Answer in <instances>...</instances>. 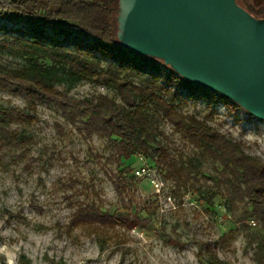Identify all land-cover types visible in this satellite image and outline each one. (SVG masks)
<instances>
[{
	"label": "rangeland",
	"instance_id": "obj_1",
	"mask_svg": "<svg viewBox=\"0 0 264 264\" xmlns=\"http://www.w3.org/2000/svg\"><path fill=\"white\" fill-rule=\"evenodd\" d=\"M264 6V0H249ZM0 19V39H26L41 32L70 47L90 48L100 65H116L88 40L54 27ZM0 62H22L0 51ZM136 83L157 81L179 111L240 142L245 153L264 159V121L245 110L229 111L204 87H186L162 66L132 76ZM69 96H118L100 83L60 87ZM27 95L0 90V107L25 106ZM35 121L10 129L31 136L22 148L0 149V264H256L259 225L246 200H232L229 174L193 146L182 130L156 113L152 134L169 157L158 160L157 145L138 148L127 161H114L115 138L85 135L49 103L36 101ZM140 156L142 159H140ZM145 166L146 173L136 171ZM187 165V167H186ZM152 180L157 182L154 186ZM79 209L148 218L145 227L77 225Z\"/></svg>",
	"mask_w": 264,
	"mask_h": 264
},
{
	"label": "trees",
	"instance_id": "obj_2",
	"mask_svg": "<svg viewBox=\"0 0 264 264\" xmlns=\"http://www.w3.org/2000/svg\"><path fill=\"white\" fill-rule=\"evenodd\" d=\"M237 3L253 16L264 17V6H256L249 0H237ZM118 8V0H0L1 20L34 24V31L55 27L57 31L75 34L88 40L100 54H112L117 63L103 68L90 48L70 47L41 32L23 40L0 39V51L22 60L16 66L0 62V90H19L28 97L25 106L0 107V149L22 148L31 142L30 135L9 126L32 125L36 101H42L56 106L85 135L114 137L113 159L117 163L127 161L138 148L148 145H157L158 160L165 162L169 154L152 134L156 113L182 130L193 146L229 174L227 184L232 200H246L251 204L259 225L253 260L264 264V159L245 153L240 142L212 126L195 118L187 119L179 111L184 101L175 103L177 98H164V87L157 81L140 84L132 80V76L147 68L159 71L162 66L184 86L201 87L184 80L162 60L126 49L118 33ZM80 82L112 88L119 100L103 93L92 98H75L60 88H70ZM205 91L215 102H224L229 111L241 109L218 92L206 88ZM148 223V218L109 214L99 209H79L70 222L72 226L120 225L127 230L145 227ZM210 263L221 264L215 257Z\"/></svg>",
	"mask_w": 264,
	"mask_h": 264
},
{
	"label": "water",
	"instance_id": "obj_3",
	"mask_svg": "<svg viewBox=\"0 0 264 264\" xmlns=\"http://www.w3.org/2000/svg\"><path fill=\"white\" fill-rule=\"evenodd\" d=\"M123 46L264 121V17L237 0H118Z\"/></svg>",
	"mask_w": 264,
	"mask_h": 264
},
{
	"label": "built area",
	"instance_id": "obj_4",
	"mask_svg": "<svg viewBox=\"0 0 264 264\" xmlns=\"http://www.w3.org/2000/svg\"><path fill=\"white\" fill-rule=\"evenodd\" d=\"M140 159H142V157L140 156ZM136 173L137 174H144V173H146V168H145V166H141L137 171H136ZM152 183H153V185L154 186H157L158 184H157V182H155V180H152ZM8 264H10V263H8Z\"/></svg>",
	"mask_w": 264,
	"mask_h": 264
}]
</instances>
